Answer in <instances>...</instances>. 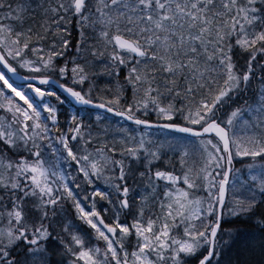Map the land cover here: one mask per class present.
<instances>
[{
	"label": "snow or ice",
	"instance_id": "obj_1",
	"mask_svg": "<svg viewBox=\"0 0 264 264\" xmlns=\"http://www.w3.org/2000/svg\"><path fill=\"white\" fill-rule=\"evenodd\" d=\"M0 82V264H264V0H0ZM53 85L136 128L94 147ZM153 128L199 141L182 176ZM225 215L260 233L235 257Z\"/></svg>",
	"mask_w": 264,
	"mask_h": 264
},
{
	"label": "rangeland",
	"instance_id": "obj_2",
	"mask_svg": "<svg viewBox=\"0 0 264 264\" xmlns=\"http://www.w3.org/2000/svg\"><path fill=\"white\" fill-rule=\"evenodd\" d=\"M20 70H23V69H20ZM125 70L127 72V69H125ZM23 71H25V70H23ZM0 85H2V82H0ZM43 89L44 88H42V90ZM25 90H27L26 89V86H25ZM6 91H10V90H7L6 89ZM16 99L18 100L19 98L16 97ZM46 100H48L51 103H53L54 105H56L59 108V110H61L62 107H67L69 111H67L66 113L70 117L73 114H76L78 117H83V118L84 117H87V115H88V114H85V112L83 110H78L76 112L75 109H73L66 101H64L62 99H60L58 101L55 96H53V97H47ZM60 101H63V103L61 104ZM20 103L22 104L23 101H20ZM60 106H61V108H60ZM96 114H98V113H93L92 116L95 118ZM0 115H4L3 110H1ZM108 123H110V121H108L102 127L104 131L106 130V132L108 131V127H107V124ZM110 124L115 127V129H113L112 132L109 131V134L111 135V138L108 141H110V142H112L113 139H116V140H119L120 139L121 135H123V132L121 131L122 129H130V128H127V127L122 126V125H121V127H119L118 125H115V124H112V123H110ZM117 124H119V122ZM192 127H197L198 128L199 126H192ZM141 131L146 132L148 134V136L152 140H154L157 144L164 143L165 141L171 142L173 144V146H174V149L173 150H169L168 147L165 146L164 152L166 153V156L164 157V159L165 160H168V159H176L177 160V164H176L175 172H176V174H179V175L182 176V172L180 170V166H179V163H178V160H179V151H177L175 149V146L176 145H189L190 142H193V141L198 145L199 144V141H197V140H191L192 138L185 137V136L178 135V134H173V133H170V132H167V131H161V130H158L159 132L158 131H150V130H137L136 132L131 133V134L136 135L137 138H139V135L141 134ZM206 139H208V138H206ZM180 150L182 151L183 149L181 148ZM187 160H188V165L189 166H191V167H197L198 166V163H197V161H198V155L197 154L192 153L187 158ZM251 162H252V159L250 157L243 158V162L241 161V158H236V160L234 161V168L241 170V173L236 174L237 176H239L240 179H244V178H246L248 176V170H247L246 164L247 163H251ZM257 162H259V158H257ZM163 166H164L163 165V162H161V167H163ZM234 178L235 177H230V180H229L230 189H231V185L233 183ZM161 183H163V182H161ZM99 186L100 187H103V184L101 183ZM180 186L186 188V185H183L182 181H181ZM193 195L194 196H200V195H206V193H203V192H194ZM101 203H103V202H101ZM225 216H227L229 218L230 217H233V216H230V215H225ZM225 230H227V229H225ZM250 233L251 232L239 233V234H237L238 236H234V237H235V239H237V240H243V242H246V243H248V240H246L248 238H250V239H252L254 241H258L257 236L256 235H251ZM227 238L228 237L225 236V239H227Z\"/></svg>",
	"mask_w": 264,
	"mask_h": 264
},
{
	"label": "trees",
	"instance_id": "obj_3",
	"mask_svg": "<svg viewBox=\"0 0 264 264\" xmlns=\"http://www.w3.org/2000/svg\"><path fill=\"white\" fill-rule=\"evenodd\" d=\"M37 2V0H33V6L35 5V3ZM79 39V33H78V31L75 29V28H73V30H72V40L73 41H76V40H78ZM102 67L103 66H98L97 67V69H96V71L97 72H100V71H102ZM27 75V74H26ZM127 75V72H126V70L124 69L123 70V72L121 73V77H120V80H121V82L123 81V79H124V76H126ZM55 79V78H54ZM95 83H96V91H94L93 93H92V95H93V98H94V102H100L98 99H96V97H98V96H100L101 94H104V95H109L108 93H101V89H104V88H106V87H108V86H112V87H114L115 86V84H116V81H115V79H112V78H110V77H108L107 75H100V76H98L97 78H96V81H95ZM68 84H71V81L69 80L68 81ZM84 91L85 92H87V90H88V84H85L84 86ZM80 89V86L79 85H77L76 86V90H79ZM126 97H127V99L130 101L131 100V91L129 90V91H127L126 92ZM179 106V105H178ZM0 113H1V110H0ZM86 114H88L87 115V117H84L83 119H84V121H85V123H88L89 121H91L94 125H95V127H94V129H93V137H95V138H98V140H99V143L98 144H94L93 146L94 147H96V146H99L100 144H103V143H105V142H109V144L111 143L110 141H108L110 138H111V135L109 134V131H111L110 129L106 132V131H104L103 130V125L104 124H106L108 121H109V119H110V116H107V115H105L104 114V116L106 117V119L103 121V122H101V123H99V124H96V121H95V118L92 116L93 114H92V112H90V111H86ZM68 119V114H66V112H61V113H59V121H60V124L63 126V128H64V130L66 129V126H67V124H66V120ZM152 120L154 121L155 120V116L153 115L152 116ZM112 121V120H111ZM115 121H117V120H115ZM179 123H184V121L181 119L180 121H179ZM107 127L109 128H111L112 127V125L110 124V123H108L107 124ZM112 132V131H111ZM89 150H92V149H89ZM238 220H241V218H239V219H237V218H234L231 222H229V223H222V228L223 229H227V226H231V224L233 223V222H236V221H238ZM243 221V220H242ZM248 220H245V221H243V222H247ZM76 223H80L79 221H77ZM85 228H86V226H84ZM57 231H60V229H57ZM51 259L53 260V261H55V260H58L59 259V257L58 256H52L51 257Z\"/></svg>",
	"mask_w": 264,
	"mask_h": 264
},
{
	"label": "bare ground",
	"instance_id": "obj_4",
	"mask_svg": "<svg viewBox=\"0 0 264 264\" xmlns=\"http://www.w3.org/2000/svg\"><path fill=\"white\" fill-rule=\"evenodd\" d=\"M234 218L236 217H224V222L222 223H229L231 222ZM247 220L246 218L241 217V220H238L236 222H233L231 224V226H227V230H231L233 236H238L237 234L239 233H244V232H251V235H256L258 238V241L260 239V233L259 230L257 229V227L250 221L247 222H243V221ZM248 236V235H247ZM236 242L232 247L231 250V254L235 257L236 254L240 253L242 251V249H244L249 243L254 242V240L248 238L246 240H248V243L243 242V240H237L235 239Z\"/></svg>",
	"mask_w": 264,
	"mask_h": 264
},
{
	"label": "water",
	"instance_id": "obj_5",
	"mask_svg": "<svg viewBox=\"0 0 264 264\" xmlns=\"http://www.w3.org/2000/svg\"><path fill=\"white\" fill-rule=\"evenodd\" d=\"M11 76V74H9ZM21 75V74H20ZM23 76V75H21ZM11 81H13L14 83H17V84H21V83H24V81L20 80V79H17L16 77L14 76H11ZM35 84V82H33ZM53 87H56L55 85H53ZM58 89V91L75 107L77 108H86V109H91V110H96V111H100V112H104V110L102 109H97V108H93L92 106L90 105H83V104H80V103H77L71 96H69L67 93L63 92L61 89H59L58 87H56ZM32 94V93H31ZM105 113V112H104ZM108 114V113H107ZM110 115H113V114H110ZM114 116V115H113ZM116 117V116H114ZM119 118V117H117ZM121 119V118H120ZM124 121V120H123ZM126 123L130 124V122H127L125 121ZM132 125V124H131ZM155 129V128H153ZM171 132H174V131H171ZM174 133H178V134H183V135H186V136H189L191 137L189 134H185V133H179V132H174ZM207 137L209 136H214L215 137V134H206Z\"/></svg>",
	"mask_w": 264,
	"mask_h": 264
}]
</instances>
